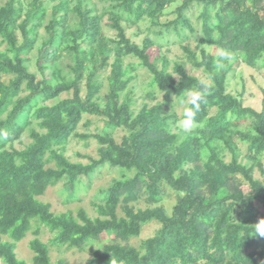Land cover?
I'll return each instance as SVG.
<instances>
[{
  "label": "trees",
  "instance_id": "obj_1",
  "mask_svg": "<svg viewBox=\"0 0 264 264\" xmlns=\"http://www.w3.org/2000/svg\"><path fill=\"white\" fill-rule=\"evenodd\" d=\"M90 1L6 0L0 5V257L4 263L28 264L18 257L16 246L37 218L54 235L47 243L34 231L32 264H68L64 258L52 260L50 244L84 250L103 235L107 242L93 252L88 264L264 261V237L249 236L251 225L264 217V210L256 207L257 202L264 205V178L256 179L255 165L239 156L242 142L250 159L264 158V101L257 110L244 104L242 94L227 89L235 61L257 65L264 60V0H98L104 3L102 8ZM194 6L200 8L201 57L190 45L184 49L211 76L212 89L197 126L181 137L163 104L134 108L129 95L134 89L129 85L136 74L126 77L125 60L137 57L138 64L152 73L151 85L167 97L179 95L201 78L178 61L170 71L164 54L152 59L150 49L156 40L146 35L139 44L127 28L149 20L158 35L174 29L188 39L186 30L198 31L188 14ZM105 19L116 31L114 37L105 33ZM224 41L228 46H222ZM207 46L233 50L234 60L216 72L218 53ZM35 50L39 76L29 68ZM66 56L72 61L69 69L62 64ZM129 66L136 70L134 62ZM106 71L108 89L101 95ZM66 92L72 95L61 97ZM86 114L100 117L103 127L80 133ZM245 118L250 122L242 123ZM83 124L90 126L92 120ZM117 129L124 130L120 140ZM25 136L30 141L17 147ZM72 136L96 139L99 156L87 163L70 160L65 152ZM192 163L195 168L184 172L183 167ZM105 165L119 168L123 176L100 188L94 202L97 216L84 208L57 213L41 199L61 181L67 200L73 199L83 177L90 180ZM261 172L264 176L263 168ZM167 186L181 193L170 214L159 205ZM141 198L148 206L134 207L132 203ZM153 221L160 223L156 233L143 240L141 249L132 245L130 239L139 237Z\"/></svg>",
  "mask_w": 264,
  "mask_h": 264
},
{
  "label": "rangeland",
  "instance_id": "obj_2",
  "mask_svg": "<svg viewBox=\"0 0 264 264\" xmlns=\"http://www.w3.org/2000/svg\"><path fill=\"white\" fill-rule=\"evenodd\" d=\"M6 0H0V5L3 4ZM91 4L93 2H98L99 8H102L104 3H99L98 0H91ZM169 10H172L170 8ZM190 17L193 20V23L198 30L197 33H191L186 30V34L189 36L188 39H184L183 36L178 34L174 29L170 31L164 32L163 35H158L156 33V27L152 26L150 21H142L140 24L128 27L127 33L133 39V41L142 44L143 39L146 35H150L156 40L157 45L150 49V53L152 55V59H156L162 54L166 55L169 60L168 69L173 71L174 62H182L185 65L187 71L201 79H207L209 77L208 72L204 67H199L195 63V59L192 55L184 49V46L190 45V47L196 51L199 57H201V50L198 46V38L203 35L202 33V24L200 22L199 14L200 8L198 6H194L191 11L188 12ZM173 18V15H168L166 18ZM108 19L104 21V31L108 36L114 37L116 31L107 25ZM222 46H228L226 42H222ZM234 46V45H230ZM238 47L237 45L234 46ZM208 51L218 53L220 52V48L214 46H207ZM233 47H231L232 49ZM233 52V50H231ZM36 50L32 53V60L29 62V68L31 71L37 73V68L35 64ZM134 62L136 65V70L132 71L130 69L129 63ZM71 59L66 56L62 60V64L66 69H69V64H71ZM139 59L135 56H129L125 60V65L127 68L126 77L130 74H136L134 80L130 83V87H133L134 92L129 93V89L124 93V96L129 93L134 103L133 106L137 110L142 107L143 104L147 103L149 105H153L156 103H161L164 105L165 110L171 112L172 104L174 103V96L167 97L164 92L158 90V88L151 85L152 82V73L143 65L138 64ZM159 65L162 66V60H159ZM108 71L103 73L102 81H103V89L101 95H104L108 89V80H107ZM3 79H8L9 75H3ZM264 60L257 65H252L250 62L238 60L234 62L233 69L231 70L227 89L229 92L234 93L236 95L242 94L244 104L248 106H252L257 110H261L263 108L264 101ZM153 93L151 96H146L147 93ZM72 95V92H66L61 95V97H69ZM163 96V100L161 99ZM104 101V100H103ZM91 119L92 124L90 126H85L83 123L87 120ZM242 123H248L250 120L248 118L242 119ZM104 125V121L94 115H85L83 122L79 125L78 131L80 133H91L96 130L102 128ZM176 129V127H175ZM176 131H178L176 129ZM181 133V137L186 136L187 133ZM124 134V130L117 129L115 131V135L118 140L121 139V136ZM24 143L17 142L16 146L22 148L25 143L30 141L28 136L23 138ZM241 143V152H240V160L249 165L254 164V177L256 179L263 180L264 176L261 172V169H264V158L261 160L250 159L247 155V148L245 143ZM98 148L99 143L94 138L83 139L78 136H72L69 142L66 145V156L72 161H80L83 163H87L90 161V157H98ZM229 158V157H228ZM196 164H186L183 167V171L188 173L192 169H194ZM126 175H132L131 172L126 173ZM123 176V172L119 170V168H114L109 165H105L98 169L95 174L89 180L88 177H83L81 183L78 184L76 195L73 199L67 200V192L64 190L63 181L59 182L54 186H50L46 193L41 196V199L45 202H49L52 204V210L59 213L66 211L68 209L74 210L76 213L80 208H84L87 210L90 216L94 217L98 215L97 207L94 204L95 201H98L100 195L99 190L102 187L108 186L113 179L120 178ZM243 188L246 192L250 191L249 184L247 182L243 183ZM181 193L173 190L171 187L167 186L166 194L163 199L160 201L159 205L165 207L166 211L170 214L174 205L177 203ZM136 208H145L148 206V203L144 198H141L139 201L132 203ZM256 207L258 210H264V205L260 203H256ZM120 213L123 212L120 210ZM255 214H253L254 216ZM160 227V223L157 221H153L149 224H146L143 227L142 233L139 237H133L130 239V243L137 248H142V242L144 239L153 236L158 228ZM39 231V237L49 243V240L53 237L54 231H52L43 221H40L38 218L32 220V227L26 234V236L19 242H17L16 252L19 258L25 259L28 264H32V258L34 256V252L30 247V241L35 237L34 231ZM105 235L103 238L98 239L94 242L86 245L84 250H79L77 248L68 249L64 247H58L50 244L51 256L53 261H57L60 258H64L68 264H88L89 259L91 258L93 252L97 249H101L104 242H107ZM259 264H264V261H258ZM5 264V263H4Z\"/></svg>",
  "mask_w": 264,
  "mask_h": 264
},
{
  "label": "clouds",
  "instance_id": "obj_3",
  "mask_svg": "<svg viewBox=\"0 0 264 264\" xmlns=\"http://www.w3.org/2000/svg\"><path fill=\"white\" fill-rule=\"evenodd\" d=\"M233 60L234 54L230 49H221L214 60L216 72L223 71ZM211 80V76L200 79L196 85L183 89L179 95L174 96V103L169 114L175 118V127L178 131L189 133L197 126V116L202 105L207 102L212 89ZM161 99L163 100V96ZM249 236L264 237V217L260 218L258 223L251 225ZM0 264H4L2 257H0Z\"/></svg>",
  "mask_w": 264,
  "mask_h": 264
}]
</instances>
